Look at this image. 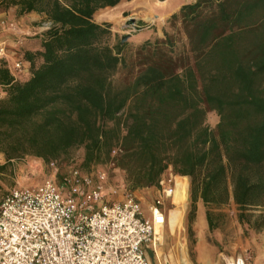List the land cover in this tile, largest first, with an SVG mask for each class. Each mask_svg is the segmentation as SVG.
I'll use <instances>...</instances> for the list:
<instances>
[{"label":"trees","instance_id":"trees-1","mask_svg":"<svg viewBox=\"0 0 264 264\" xmlns=\"http://www.w3.org/2000/svg\"><path fill=\"white\" fill-rule=\"evenodd\" d=\"M123 1L0 0V13L49 24L34 49L17 50L25 74L0 61V175L81 149L79 167L111 163L130 190L188 177L192 202L232 200L240 224L264 231V216L246 213L264 206V0H195L134 51L94 22ZM205 218L212 232L209 209Z\"/></svg>","mask_w":264,"mask_h":264},{"label":"built area","instance_id":"built-area-1","mask_svg":"<svg viewBox=\"0 0 264 264\" xmlns=\"http://www.w3.org/2000/svg\"><path fill=\"white\" fill-rule=\"evenodd\" d=\"M6 53L0 42V61ZM12 69L24 71L18 61ZM49 168L41 185L13 189L0 201V264H150L143 248L154 246L176 207L178 181L171 173L159 180L145 215L131 194L109 199L115 192L102 171L73 166L57 180L56 163ZM225 264L248 263L234 257Z\"/></svg>","mask_w":264,"mask_h":264},{"label":"rangeland","instance_id":"rangeland-1","mask_svg":"<svg viewBox=\"0 0 264 264\" xmlns=\"http://www.w3.org/2000/svg\"><path fill=\"white\" fill-rule=\"evenodd\" d=\"M193 1L180 0L181 3ZM129 8L134 10L126 11L127 7H118L100 13L104 14L102 18H110L108 24L111 25L110 30L114 34L110 44L121 41L124 36H129L124 43H127L128 51H134L146 40L163 39L164 31L172 30L167 22L171 16L166 18L160 14L159 17H155L159 5L153 4L152 0H140L138 4L130 5ZM123 11L125 12L122 13ZM8 12L0 13L2 15L0 18V42L6 47V60L13 65L17 61V50H32V48H27L30 44L36 46V43H34L35 36L32 35V31L27 30L29 27L27 22L17 21L13 17L3 19V15L8 16ZM138 16H143L146 23L138 22ZM131 19L135 21L134 25H128V21ZM46 24L48 23L37 24L34 33L37 35V31H44L42 29ZM26 71L24 69L21 74H25ZM207 120L211 127L217 123V118L213 113L208 114ZM82 160L83 152L78 149L73 151L68 159L55 162L58 167L57 180L66 175L73 166L78 167L86 174L102 171L107 176L106 188L109 192H115L114 194L110 193V200L119 201L124 198L125 193L131 194L140 203L145 215L148 214V207L157 196V188L130 190L126 184L124 173L113 164H102L90 168L79 167ZM4 162V157L0 154V165ZM51 174L49 164L40 159L26 157L13 161L8 171L0 175V201L13 189L33 188L41 185ZM166 175L170 176V172ZM177 186H179L177 194L180 195L182 206H178L174 199L176 204L174 209L180 211L172 214L171 225L165 226L163 233L157 237L156 249L160 253L161 260H169L170 264H183L182 255H185L188 264H200L199 250L212 263H217L221 257H241L248 264H252L257 257L264 255V231L255 232L246 223L240 224L238 218L240 211L232 200L226 206L207 208L200 200L192 202L190 178L183 177ZM208 209L217 226L212 232L208 230L205 218V212ZM246 213L249 216L248 219L253 223L258 220L260 215L264 216V206L249 209ZM190 232L192 236H190ZM179 244H182L181 254L179 252L181 248L177 246Z\"/></svg>","mask_w":264,"mask_h":264},{"label":"crops","instance_id":"crops-1","mask_svg":"<svg viewBox=\"0 0 264 264\" xmlns=\"http://www.w3.org/2000/svg\"><path fill=\"white\" fill-rule=\"evenodd\" d=\"M152 1H153V4H158L159 5V8H157L158 10L156 12L155 17H157V16L159 17V15L161 14L163 17H166V18H168L169 16L177 13L179 11V9L183 5L189 4L188 2L181 3L180 0H164L162 2H160L158 0H152ZM139 2H140V0L123 1L118 6H116L114 8H105V9L99 10V11H97L94 14V22L98 23V24L110 23V18H106V17L102 18L104 16V14H100V13L105 12V10H109V9L113 10L115 8H118V7H127L128 10H126V11H133L134 10L133 8H131V9L129 8L130 5L135 6V4H138ZM124 12L125 11H123L122 13H124ZM3 17H4L3 19H5V20L6 19H10V18L13 17L17 21L27 22L29 24V27L27 28V30L28 31H32V35L33 36H36V33H34V31H35V29L38 26L37 24H40L41 22H44V17L40 16L38 14H35V13H31V14H28V15H26L24 17L17 18L15 16V9H10L9 12H8V16L7 15H3ZM0 18H2V15H0ZM138 22L146 23V20H145V18L143 16H138ZM37 33H40V32L37 31ZM34 43H37V41L34 40ZM33 47H35V44L34 45L30 44L27 49H31V48L34 49ZM141 209L144 212L142 206H141ZM200 215H202V214H200ZM163 231H164V228L160 232V234H162ZM156 240L158 241V238H156ZM157 241H155L154 246H152V244H148V245L144 246V248H143L149 263L150 264H170L169 260H165V259L161 260L160 259V256H159L160 253H158L157 249H156L157 248V244H158ZM177 246H180L181 249H179V252L181 254V252H182V244H179ZM149 254H150V257H149ZM198 258L200 260V264H225L228 259H231L233 257H221L218 260L217 263H212L207 257H204L202 255L201 251L198 250ZM182 263L183 264H188L187 261H186L185 255H182ZM252 264H264V255H262L260 257H257L256 260Z\"/></svg>","mask_w":264,"mask_h":264},{"label":"bare ground","instance_id":"bare-ground-1","mask_svg":"<svg viewBox=\"0 0 264 264\" xmlns=\"http://www.w3.org/2000/svg\"><path fill=\"white\" fill-rule=\"evenodd\" d=\"M151 2V1H150ZM178 183H179V181H178ZM179 187V186H178ZM175 202L178 204V206L180 205V206H182L181 205V203H180V195H178L177 194V191H176V194H175ZM176 211H180L179 209H174V210H172L171 211V213H170V216H169V224L171 225V216H172V214L174 213V212H176ZM161 238V237H160ZM162 241V240H161Z\"/></svg>","mask_w":264,"mask_h":264},{"label":"water","instance_id":"water-1","mask_svg":"<svg viewBox=\"0 0 264 264\" xmlns=\"http://www.w3.org/2000/svg\"><path fill=\"white\" fill-rule=\"evenodd\" d=\"M135 21L133 19L128 21V25H134ZM129 36H124L121 38V43H124V41L128 38Z\"/></svg>","mask_w":264,"mask_h":264}]
</instances>
